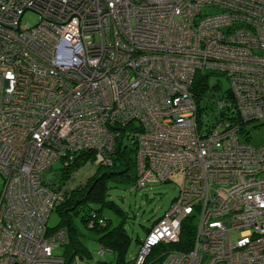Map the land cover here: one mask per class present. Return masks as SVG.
Segmentation results:
<instances>
[{
    "label": "built area",
    "instance_id": "built-area-1",
    "mask_svg": "<svg viewBox=\"0 0 264 264\" xmlns=\"http://www.w3.org/2000/svg\"><path fill=\"white\" fill-rule=\"evenodd\" d=\"M202 72L229 79L237 111L209 133L197 128ZM134 118L148 121L139 159H167L163 179L184 173L138 264L189 221L193 247L161 264H264V144L251 143L264 124V0H0V264H65L45 172L113 147Z\"/></svg>",
    "mask_w": 264,
    "mask_h": 264
},
{
    "label": "trees",
    "instance_id": "trees-1",
    "mask_svg": "<svg viewBox=\"0 0 264 264\" xmlns=\"http://www.w3.org/2000/svg\"><path fill=\"white\" fill-rule=\"evenodd\" d=\"M212 76L225 77L216 74V72L199 73L194 88L198 98L201 97L202 94L208 95L211 89L223 91V88L219 85L210 84ZM230 89L231 84L228 89L224 90L222 95L218 94L219 97H213L214 100L211 101V107L213 109H218L216 102L221 99H226L228 103H226L225 108L228 111L226 113L224 112L222 116L217 110L208 112L204 119L205 127L212 128L217 124L223 123L226 124L224 126H229L230 124L232 125L237 118L236 104L232 100L233 96L230 93ZM203 99L205 101L208 97H203L202 100ZM201 106L202 109L206 106H210V101H202ZM210 116L212 117L211 120L209 119ZM141 128V124L131 122L129 125L119 129V136H121H117L115 139L116 151L114 153L111 152L112 155L109 153L110 157L108 160H102V162L97 160V162H93L95 159L90 157V152H80V154L77 155L78 157L75 155L66 166L61 164L60 168L54 172L53 178L48 177V172L51 171L52 168L45 172L46 180L55 192H59L60 190L58 191V189L60 187L65 188L61 190V203L54 210L59 214V225L54 231L49 230V237L54 236V232H57L59 229H64L68 233V242L59 243L54 251L55 255L65 259V264H83L82 261L75 262L76 258H78V253H80L81 257L84 256L83 253L85 252L81 249L82 247L85 248L84 251H87L91 256V260L88 261L89 264H131L134 261H128V253L133 239H135L136 243L140 246L137 253L139 255L145 240H141L139 235L133 238L127 228V220H133L136 216L132 213L134 216L132 215L131 217V211L124 209L114 200L116 195L113 191L118 190L122 185H132L134 181L136 182L139 171L137 167L133 165H135L136 159L135 145L139 144L138 140L134 138L137 133L143 132ZM80 158L82 163L77 160ZM90 165L93 166L94 170L83 179H79L80 173ZM178 173L183 175V184L184 173ZM150 185L154 184H145L144 186L138 185L131 190L143 189ZM179 192L177 197L179 196ZM105 210L115 212L120 217L121 221L116 222L113 220L106 214ZM165 213L160 217H154V219L152 215H150L148 220L151 221V225L142 224L146 232V237L153 229L154 224L163 218ZM80 226L87 229L90 228L93 233L96 234L97 239L95 241L99 246L98 254L102 257L89 250L84 244L83 236L80 233ZM195 234L196 231H194L191 221L187 222L182 230V239L180 243H159L150 251L145 264H161L167 252H189V249L193 247V236H195ZM61 247H63L62 253H57L56 251ZM107 254L110 255L109 258H106Z\"/></svg>",
    "mask_w": 264,
    "mask_h": 264
},
{
    "label": "rangeland",
    "instance_id": "rangeland-1",
    "mask_svg": "<svg viewBox=\"0 0 264 264\" xmlns=\"http://www.w3.org/2000/svg\"><path fill=\"white\" fill-rule=\"evenodd\" d=\"M216 10H211L209 11V13H215ZM37 16L35 14H31L27 16V21L31 24L34 25L37 21ZM230 81L228 80V78L226 77H219V76H212L210 79V84L211 85H219L220 87L223 88V91H219V90H214L211 89L209 90L208 95L206 94H202V96L200 97V100L202 101L203 97H208L207 100L205 101H210V106H206L203 109L201 108L200 114L198 115L199 117L206 115L208 112L211 111H219V113L221 114V116L224 114V112L226 113L228 110H226L225 107L221 108V109H213L211 107V101L214 100L213 97H219V95H222L224 93V90L228 89L230 87ZM245 87L244 85H236L235 86V91L236 94L240 91V90H244ZM234 91V92H235ZM149 92L153 93L152 90H149ZM134 96L128 100L133 99ZM204 101V102H205ZM213 106V105H212ZM151 119V118H150ZM209 119L211 120L212 117L210 116ZM132 122L135 123H147V119L146 120H142V122L139 121V119H132ZM149 125H152L151 122ZM199 130L201 131H207V133H209V129L208 127H205L204 125H202L201 123H198V127ZM141 130H143V128H141ZM115 132V131H114ZM158 131H156V136H158ZM119 132H118V136H119ZM121 136V135H120ZM119 136V137H120ZM136 136H142V135H137ZM146 136V135H145ZM251 136H252V141L251 143L255 146H260L262 144H264V124L260 125L259 127H255L252 129L251 131ZM135 140H141V138L135 137ZM242 141H246V139H242ZM248 141V140H247ZM100 141H98L97 143H99ZM101 144V143H100ZM109 147H105L108 148L111 151H108L107 149H105L104 147H99L98 150L94 149L92 152H90L92 159H95L93 162H97V160H100L102 162V160H108L110 157V154L112 155V153H114L115 150V144L112 147L111 144H108ZM136 146V159H135V167H137V170L139 171V175L137 176L136 182L134 181V184L132 185H122L121 188H119L118 190H114L113 193L116 195V197L114 198V200L119 203L124 209L131 211L130 212V216L132 217V213L135 214L136 217H134L133 220H127V228L130 232V234L133 236V238H135L137 235H139L141 240H145L146 238V232L145 229L142 227V224L145 225H151V221L148 220V217H150V215H152L153 219L154 217L158 216H162L173 204L174 199L177 197V194L179 192L180 186L182 184V178L183 175L181 173H177L175 176L172 177V179H167V177L164 176L163 177V173H165V170L162 169L164 166H166L168 164V161L166 159V161H160L159 162H163L161 165H153L152 163V159L151 158H147L143 160H140L139 158L143 155L142 153V148H140V143L139 145H135ZM104 148L103 150L100 151V149ZM100 151V152H99ZM104 151H108L106 152V156L104 155ZM210 151V149H209ZM110 152V154H109ZM112 152V153H111ZM80 154V153H78ZM156 154L158 155V153L153 154L154 157L156 156ZM78 162L81 160L77 159ZM80 163H82V161H80ZM251 164V162L249 163ZM61 166V163L56 164L51 171L48 172V177L53 178L54 176V172H56ZM93 166H88L87 168H85L79 175V179H83L85 176H87L88 174H90L93 171ZM162 181L161 182H153L154 185H150L147 186L146 188L143 189H138L135 191H132L131 189L134 187L136 188L138 185H142L144 182L149 183V181ZM164 182V183H163ZM2 180H0V190L2 188ZM152 184V183H149ZM64 187H60L58 189L59 192H57V194H61V190H64ZM62 197V195H61ZM60 197V200L62 199ZM58 200V198H57ZM56 200H53V203ZM61 203V202H60ZM60 203L55 202L54 203V208L51 214V217L49 219L48 222V226H49V230L54 231L58 225H59V214L58 212L54 211L57 206H59ZM44 207H42L43 209ZM106 214L111 217L113 220H115L116 222H120V217L113 211L111 210H105ZM134 216V215H133ZM159 224V221L156 222L154 224V227H156ZM59 230H64V229H59ZM58 230V231H59ZM65 233L66 230H64ZM61 233V232H60ZM80 233L83 236V242L84 244L89 248V250H91L92 252H94L96 255L98 254L99 251V246L98 243L95 241L97 239L96 234L93 233V231L89 228H84L82 226H80ZM196 236V234H195ZM195 236H193L195 238ZM65 242H68L69 238H68V233L65 237ZM147 241V240H146ZM192 242V241H191ZM144 244L145 241L143 242L141 251L139 253L143 252V248H144ZM139 245L136 243V240L133 239L132 244L130 245V249H129V253H128V261H134L131 264H138L139 260L141 259L140 255L141 254H137L138 250H139ZM191 247V246H190ZM83 250V257H81L80 253L77 254V257L75 262L78 261H82L83 264H89L88 261L91 260V256L89 255V253L87 251H84L85 248H81ZM63 247L59 248L56 252L57 253H62ZM169 252H167L168 254ZM79 255V256H78ZM26 256V255H25ZM100 257H102L101 255H99ZM110 255H106V258H109ZM81 257V258H80ZM27 257H25V261H26ZM29 259V258H28ZM139 259V260H138ZM165 259V258H164ZM28 262L26 261L24 264H27Z\"/></svg>",
    "mask_w": 264,
    "mask_h": 264
},
{
    "label": "bare ground",
    "instance_id": "bare-ground-1",
    "mask_svg": "<svg viewBox=\"0 0 264 264\" xmlns=\"http://www.w3.org/2000/svg\"><path fill=\"white\" fill-rule=\"evenodd\" d=\"M163 151H164V150H163ZM77 157H78V156H77ZM77 157H76V158H77ZM149 253H150V252H149ZM149 253L146 254V255H144V258H143V260H142V262H141L140 264H145V261H146L148 255H149Z\"/></svg>",
    "mask_w": 264,
    "mask_h": 264
}]
</instances>
